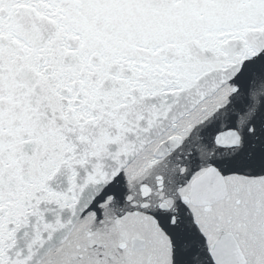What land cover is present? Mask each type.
I'll return each mask as SVG.
<instances>
[{
	"label": "snow or ice",
	"instance_id": "snow-or-ice-1",
	"mask_svg": "<svg viewBox=\"0 0 264 264\" xmlns=\"http://www.w3.org/2000/svg\"><path fill=\"white\" fill-rule=\"evenodd\" d=\"M0 264H264V0H0Z\"/></svg>",
	"mask_w": 264,
	"mask_h": 264
}]
</instances>
